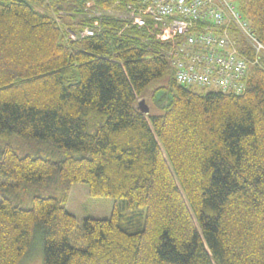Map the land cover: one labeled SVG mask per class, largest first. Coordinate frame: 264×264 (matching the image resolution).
Returning a JSON list of instances; mask_svg holds the SVG:
<instances>
[{"label": "trees", "instance_id": "trees-1", "mask_svg": "<svg viewBox=\"0 0 264 264\" xmlns=\"http://www.w3.org/2000/svg\"><path fill=\"white\" fill-rule=\"evenodd\" d=\"M136 5L0 0V142L14 134L80 153L52 161L0 146V179L14 184L3 193L58 188L28 209L1 194L0 264H21L35 239L43 264H264V56L241 94L177 84L170 44L128 18ZM236 6L264 45V0ZM159 81L170 98L161 114L141 113ZM75 183L114 200L109 218L83 221L82 248L69 241Z\"/></svg>", "mask_w": 264, "mask_h": 264}, {"label": "built area", "instance_id": "built-area-1", "mask_svg": "<svg viewBox=\"0 0 264 264\" xmlns=\"http://www.w3.org/2000/svg\"><path fill=\"white\" fill-rule=\"evenodd\" d=\"M134 1L128 18L140 27L150 22L156 38L170 44L167 55L177 84L234 94L245 90L248 68L264 56V45L234 0ZM92 35L84 29L79 36Z\"/></svg>", "mask_w": 264, "mask_h": 264}, {"label": "rangeland", "instance_id": "rangeland-1", "mask_svg": "<svg viewBox=\"0 0 264 264\" xmlns=\"http://www.w3.org/2000/svg\"><path fill=\"white\" fill-rule=\"evenodd\" d=\"M234 2L236 3L237 0H234ZM196 90L201 93L209 91L204 89ZM154 93L155 97L153 98ZM170 96L171 94L166 87V82L159 81L151 85V87L145 92L142 99L144 100L145 105L149 108V113L151 115H159L161 114L162 108ZM7 145L11 146L18 156L47 157L52 161H58L64 155H80V153L76 151L64 152L55 144L48 141L30 140L14 134H9L3 139V141L0 142V146L3 148ZM5 184L14 185L7 180L0 179V186ZM1 189L2 188H0V200L1 194H4L6 197L11 199L15 205L28 209L32 205V197L34 195L53 196L58 188L56 185H50L49 183L46 185L44 183L33 182L27 183L20 188L8 189L4 193ZM113 206L114 200L112 198L90 196L88 186L86 184H71L66 203V210L76 218L77 226L69 237L70 244L80 248L84 247V243L79 239L83 221L85 219L109 218ZM36 236L38 237V234ZM21 264H43L42 244L40 240L38 241V239H35L32 247L22 260Z\"/></svg>", "mask_w": 264, "mask_h": 264}, {"label": "water", "instance_id": "water-1", "mask_svg": "<svg viewBox=\"0 0 264 264\" xmlns=\"http://www.w3.org/2000/svg\"><path fill=\"white\" fill-rule=\"evenodd\" d=\"M137 109L143 113V114H148L149 113V108L145 105L144 100L141 98L137 102Z\"/></svg>", "mask_w": 264, "mask_h": 264}]
</instances>
